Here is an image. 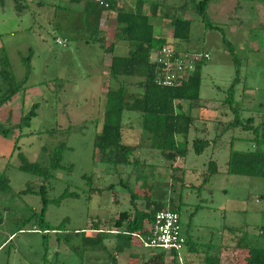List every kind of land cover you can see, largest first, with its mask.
<instances>
[{
	"label": "rangeland",
	"instance_id": "374dc122",
	"mask_svg": "<svg viewBox=\"0 0 264 264\" xmlns=\"http://www.w3.org/2000/svg\"><path fill=\"white\" fill-rule=\"evenodd\" d=\"M81 1L0 0V72L9 70L23 85L0 107V172L10 180L0 193V264H153L156 252L174 264L169 251L145 248L135 237L127 247L111 230L122 212H134L133 194L140 210L148 204L180 214L187 244L176 264H211L206 260L219 254L220 264H242L243 247L264 248V178L227 170L232 150L264 153V0H211L208 19L221 31L198 15L201 0H147L160 8L151 20L156 33L166 23L164 36L175 50L208 53L210 59L203 64L200 99L190 112L195 121L187 145L177 136L187 155L169 162L159 151L146 149L142 115L125 112L124 142L141 145L128 166L102 161L95 148L110 54L101 49V29L90 19L100 9L93 0ZM136 1L124 6L131 9ZM115 17L116 11L103 20L109 42ZM175 17L192 21L189 39L173 37L170 20ZM239 22L246 27L237 34ZM223 36L241 62L231 104L226 100L237 66ZM121 45L116 55H124ZM8 88L0 77V95ZM35 104L37 116L23 124ZM183 106L186 110L188 103ZM4 130L9 132L4 135ZM197 138L209 141L200 155L194 150ZM61 144L62 167L51 168L49 179L20 169V153L50 167ZM211 161L219 171L205 182ZM41 185L49 200L45 220L55 231L20 220L41 212L42 198L36 193ZM28 187L35 192L23 193ZM95 228L105 232L103 248L87 242L97 237ZM122 246L126 250L120 254Z\"/></svg>",
	"mask_w": 264,
	"mask_h": 264
},
{
	"label": "trees",
	"instance_id": "16d2710c",
	"mask_svg": "<svg viewBox=\"0 0 264 264\" xmlns=\"http://www.w3.org/2000/svg\"><path fill=\"white\" fill-rule=\"evenodd\" d=\"M73 3H81V0H70ZM211 0H201L196 4L198 15L203 19L206 26L219 30L216 23L208 19V8ZM147 0H138L131 9H126L124 3L121 6H113L107 10L96 3L100 12L93 14L94 23L99 25L103 37L101 38V49L110 54L109 64V87L105 91L103 125L101 133L96 137L95 148L101 154V160L113 165H131L133 155L140 150V146L129 145L124 142V113L138 112L142 115V129L144 133V144L146 149L157 150L160 155L169 162H174L179 157H184L188 153V148H181L177 136H183L185 143H188V137L193 127L195 118L191 115V110L200 99L202 86V69L205 61L197 62L196 69L191 73L178 87H164L156 82L157 67L152 61L154 53L170 46L167 38L157 36L152 19L155 18L160 8L156 3H150L149 10L146 8ZM87 11V10H85ZM110 11V12H107ZM116 11L115 27L113 30L112 42L108 40V31L103 32L101 22L111 12ZM95 15V16H94ZM173 37L175 39L187 40L191 34L192 21L182 17L171 18ZM125 41L128 43L130 52L126 56L115 54V42ZM224 44L228 46V52L233 57V62L237 66V76L233 84L228 89L227 103L234 102L236 87L240 82L241 62L237 59L235 48L228 39L223 36ZM31 60L29 56L26 58ZM7 66V65H6ZM1 79L8 84L7 91L0 95V107L8 103L13 96L22 89V84L16 81L12 73L3 69L0 72ZM183 103H188V108L184 110ZM39 105L35 104L32 110L22 119L23 124H29L33 117L37 116L36 110ZM239 121V120H238ZM238 123V122H236ZM236 126V125H234ZM9 131L4 130L6 135ZM194 150L197 154H202L209 141L197 138L193 141ZM17 148V146H16ZM64 144L57 147L53 154L52 164L44 168L37 163L29 162L25 156L20 153L22 164L20 169L26 173H31L39 177L49 179L51 177V168L60 169L63 162ZM218 164L216 161L209 163L210 177L218 173ZM227 172L231 175H240L247 177L264 178V153L255 151H235L232 150L228 161ZM206 175V174H205ZM10 187V180L4 172H0V193ZM30 187L23 193H34ZM42 198L43 208L40 213H35L31 218L20 219L25 223L35 220L44 232L55 231L46 223L45 216L49 200L47 198L46 185H41L38 192ZM135 195H132V205L134 212H122L115 220L111 230L117 231L115 235L123 239L127 247L131 245L132 237L138 239L141 243L146 240L151 231L149 225L155 222L156 213L165 209H152L150 205L147 210H140L135 204ZM62 200V198H61ZM61 200H58V204ZM178 213V212H177ZM4 223L3 213L0 211V226ZM113 228V229H112ZM96 232L94 238H87L90 244L97 243L99 247H104L102 235L105 234L100 228L93 229ZM187 244V243H186ZM244 259L242 264H264V248H254L246 245L243 247ZM122 246L120 254L125 251ZM173 263H177V252H173ZM119 256V255H118ZM211 264H220V254L208 258ZM117 258L114 259V262ZM150 261L153 264H168L164 252L153 253Z\"/></svg>",
	"mask_w": 264,
	"mask_h": 264
},
{
	"label": "built area",
	"instance_id": "2783aa9c",
	"mask_svg": "<svg viewBox=\"0 0 264 264\" xmlns=\"http://www.w3.org/2000/svg\"><path fill=\"white\" fill-rule=\"evenodd\" d=\"M101 7L111 10L121 6L126 0H93ZM210 59L208 53H187L175 50L171 45L157 50L152 61L157 67L156 82L164 87H178L195 71L197 62ZM151 235L142 240L145 248H154L180 252L186 246L187 239L183 234L180 214L176 211L162 210L156 213L155 222L149 225ZM182 259L180 258V261Z\"/></svg>",
	"mask_w": 264,
	"mask_h": 264
},
{
	"label": "crops",
	"instance_id": "0c3cea01",
	"mask_svg": "<svg viewBox=\"0 0 264 264\" xmlns=\"http://www.w3.org/2000/svg\"><path fill=\"white\" fill-rule=\"evenodd\" d=\"M128 2H129V0H126L125 3H128ZM146 5L148 6L149 3H146ZM147 6H146V8H147ZM81 8L83 9V7H81ZM90 19L94 21V17H93V16H91ZM213 21H214V22H219V21H216L215 19H213ZM102 25H103V21H102L101 27H102ZM153 25H154V24H153ZM164 25L167 26L166 23L163 24V27L160 29V30H161V33H156V32H155L157 36H160V37H164V38H165V36H164V33H165V32H164V28H165L166 26H164ZM235 27H236L237 34H238V33H240V32L243 31V29L246 27V25H245L244 23H242V22H239V24H237V26H235ZM154 28H155V26H154ZM172 34H173V32H172ZM120 43H125V44H123L124 46H122ZM120 45H121L122 50H123V53H124L123 56L128 55L129 52H130V49H129V46H128L127 42H125V41H118V42H115V53H116V50L120 47ZM177 51H179V50H177ZM180 52H187V53H190L189 51H185V50H182V51H180ZM192 53H194V52H192ZM183 105H184V103H183ZM131 128H132V127H131ZM123 129H124V128H123ZM142 131H143V129H142ZM123 135H124V133H123ZM126 144H128V143H126ZM129 145H134V144H129Z\"/></svg>",
	"mask_w": 264,
	"mask_h": 264
}]
</instances>
